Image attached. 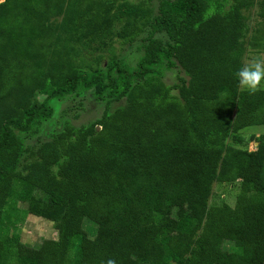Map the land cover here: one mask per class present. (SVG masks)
Instances as JSON below:
<instances>
[{
	"label": "trees",
	"instance_id": "1",
	"mask_svg": "<svg viewBox=\"0 0 264 264\" xmlns=\"http://www.w3.org/2000/svg\"><path fill=\"white\" fill-rule=\"evenodd\" d=\"M153 1L0 4V264H264V135L254 152L255 136L241 135L264 126V91L236 80L248 1L160 0L157 13ZM147 28L134 68L113 54L72 59ZM65 45L73 52L59 57ZM85 93L124 105L26 145L52 118L51 99ZM215 183L238 185L233 207L210 205ZM20 204L57 238L13 237Z\"/></svg>",
	"mask_w": 264,
	"mask_h": 264
},
{
	"label": "rangeland",
	"instance_id": "2",
	"mask_svg": "<svg viewBox=\"0 0 264 264\" xmlns=\"http://www.w3.org/2000/svg\"><path fill=\"white\" fill-rule=\"evenodd\" d=\"M248 7L243 11L245 20L244 27L240 32V39L238 43L237 55L241 58L242 64L247 63L253 57L264 54V0H247ZM4 0H0V4ZM160 0H154L150 5L154 13H157ZM60 19V18H59ZM57 24V23H56ZM59 24V22H58ZM57 24V26H58ZM55 25V23H54ZM56 26V25H55ZM56 28L58 29V27ZM120 26H115V31ZM150 30L147 28L134 43H122L115 39L112 44V52L107 49L102 51L80 49L74 51L72 59L78 63L80 59H93L98 55H103L105 63L107 58L112 54L116 59H120L129 66L134 68L138 59L141 57V44L143 40L148 37L147 34ZM68 35V34H67ZM73 48L70 46H62L58 48V56H67L66 51ZM70 57V56H69ZM33 61L36 60L32 59ZM176 68L165 73L163 82L167 85H173L177 82L178 75L182 74ZM263 90L264 89H260ZM38 100L43 99L42 96L37 97ZM50 107L53 109L52 118L47 121L39 133L33 138L25 140L28 147L39 145L40 143L50 141L56 135L60 134L67 127L78 129L82 126H87L95 121H98L105 110L114 112L123 107V102H113L107 109L102 103L96 102L91 93L79 94L62 101L51 99L49 101ZM243 138L248 140L251 136H255V140L250 141L248 144L249 151H256L258 147L257 139L264 135V126L248 128L241 132ZM238 194V185L218 184L215 183L212 188V195L210 197V205L228 204L233 207L235 205L236 197ZM20 213L18 215L19 221L11 231V235L18 237V240L31 247H38L44 240H54L57 238V231L52 222L33 215L24 213L26 207L20 204ZM84 229L89 233L90 237L96 234V228L87 220L84 221ZM225 250L228 252L236 251L234 244L226 241L224 244Z\"/></svg>",
	"mask_w": 264,
	"mask_h": 264
},
{
	"label": "clouds",
	"instance_id": "3",
	"mask_svg": "<svg viewBox=\"0 0 264 264\" xmlns=\"http://www.w3.org/2000/svg\"><path fill=\"white\" fill-rule=\"evenodd\" d=\"M239 88L246 92H256L264 89V54L257 55L242 64L236 72ZM108 264H115L109 260Z\"/></svg>",
	"mask_w": 264,
	"mask_h": 264
}]
</instances>
